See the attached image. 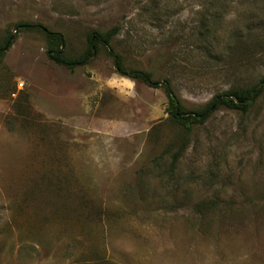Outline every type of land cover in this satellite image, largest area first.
Returning <instances> with one entry per match:
<instances>
[{
    "label": "rangeland",
    "instance_id": "1",
    "mask_svg": "<svg viewBox=\"0 0 264 264\" xmlns=\"http://www.w3.org/2000/svg\"><path fill=\"white\" fill-rule=\"evenodd\" d=\"M24 23L69 57L119 26L188 110L264 76V0H0V264H264V91L187 133L162 88L103 49L59 66Z\"/></svg>",
    "mask_w": 264,
    "mask_h": 264
},
{
    "label": "trees",
    "instance_id": "2",
    "mask_svg": "<svg viewBox=\"0 0 264 264\" xmlns=\"http://www.w3.org/2000/svg\"><path fill=\"white\" fill-rule=\"evenodd\" d=\"M23 28H40L46 33L48 48L47 56L53 63L64 66L70 71H74L77 67L85 66L100 52L105 50L113 59L117 72L125 77L139 81L151 88H162L168 98L167 114L168 119L184 128L187 133H191L193 129L204 124L211 115L221 108L240 111L244 114L248 113L256 100L264 91V76L259 82L251 87L231 88L223 93L216 95L203 108L196 110L186 109L181 99L176 94L172 83L166 79L160 81L154 78L153 73L146 70L128 68L125 66L122 56L117 53L112 45L113 40L119 33V26H114L108 31L93 30L87 35V47L85 51L77 57H69L64 51L65 38L62 33L48 31L41 25H30L24 23ZM11 37L0 44V60L12 46ZM179 155H176V159Z\"/></svg>",
    "mask_w": 264,
    "mask_h": 264
}]
</instances>
